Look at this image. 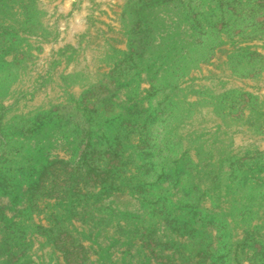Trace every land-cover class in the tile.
Wrapping results in <instances>:
<instances>
[{
  "label": "rangeland",
  "instance_id": "1",
  "mask_svg": "<svg viewBox=\"0 0 264 264\" xmlns=\"http://www.w3.org/2000/svg\"><path fill=\"white\" fill-rule=\"evenodd\" d=\"M0 264H264V0H0Z\"/></svg>",
  "mask_w": 264,
  "mask_h": 264
}]
</instances>
